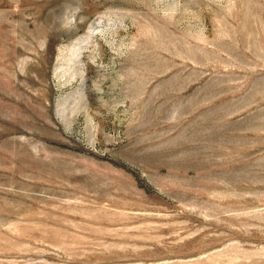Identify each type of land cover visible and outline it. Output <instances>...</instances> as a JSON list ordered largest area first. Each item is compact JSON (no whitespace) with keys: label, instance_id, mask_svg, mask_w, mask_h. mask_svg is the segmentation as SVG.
I'll return each instance as SVG.
<instances>
[{"label":"rangeland","instance_id":"rangeland-1","mask_svg":"<svg viewBox=\"0 0 264 264\" xmlns=\"http://www.w3.org/2000/svg\"><path fill=\"white\" fill-rule=\"evenodd\" d=\"M0 264H264V0H0Z\"/></svg>","mask_w":264,"mask_h":264}]
</instances>
